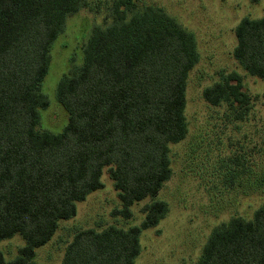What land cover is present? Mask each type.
<instances>
[{"label":"trees","instance_id":"trees-1","mask_svg":"<svg viewBox=\"0 0 264 264\" xmlns=\"http://www.w3.org/2000/svg\"><path fill=\"white\" fill-rule=\"evenodd\" d=\"M86 0H0V241H25L0 264H35V248L46 244L59 220L76 215L75 202L103 187L108 167L121 209L154 198L172 175L169 144L183 140L186 84L199 60L193 33L161 7L138 8L137 0H114L108 27L96 26L82 63L56 86L67 113L61 131L38 130L50 48L66 17ZM233 57L250 75L264 78V16L243 17L234 29ZM211 105L227 103L243 120L252 97L236 72L203 90ZM167 204L143 207L140 225L78 229L60 264H133L139 235L156 226ZM193 264H264V203L252 219L241 216L215 226Z\"/></svg>","mask_w":264,"mask_h":264},{"label":"rangeland","instance_id":"rangeland-1","mask_svg":"<svg viewBox=\"0 0 264 264\" xmlns=\"http://www.w3.org/2000/svg\"><path fill=\"white\" fill-rule=\"evenodd\" d=\"M114 0H86L69 14L63 31L50 48V64L42 83L49 101L40 109L37 129L57 133L67 113L56 99V86L82 63L83 48L94 27L111 24ZM161 7L194 34L199 54L186 84L185 138L169 144L172 175L154 198L130 206L128 219L113 213L121 209L108 167L103 168V187L75 202L76 215L59 220L51 239L35 248V264H60L65 246L78 229L100 231L140 225L143 207L153 199L167 204L159 223L139 235L140 253L133 264H193L201 255L212 229L241 216L246 220L264 203V78L250 75L233 57L234 29L243 17L264 16V0H137L138 8ZM236 72L252 97L243 120L233 119L227 103L211 105L203 90L220 80L221 73ZM24 239L15 234L0 241L5 260L13 259Z\"/></svg>","mask_w":264,"mask_h":264}]
</instances>
